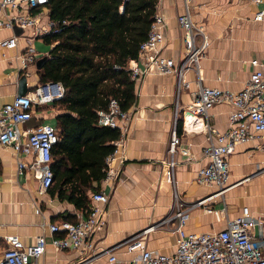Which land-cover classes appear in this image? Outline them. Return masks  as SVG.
I'll list each match as a JSON object with an SVG mask.
<instances>
[{
    "label": "crops",
    "instance_id": "obj_1",
    "mask_svg": "<svg viewBox=\"0 0 264 264\" xmlns=\"http://www.w3.org/2000/svg\"><path fill=\"white\" fill-rule=\"evenodd\" d=\"M259 10L264 11V0L256 4L253 0L188 1L190 22L206 39L197 71L202 86L235 92L243 87L251 71L264 70V14L260 20L252 19L253 13ZM182 12V0L155 3L154 13H158L164 23L158 54L174 63H179L184 55L183 32L176 21ZM11 36L16 37L15 47H0V106L16 95L18 77L23 75L18 70V55L26 46L33 49V43L42 40H30L27 29H0V40ZM194 39L199 44L200 37ZM36 55L35 62L47 54ZM253 59L258 62L257 66L250 64ZM131 61L143 70L141 59ZM35 62L27 67L24 75L26 92L38 83ZM184 77L188 86L179 90L174 75L157 74L152 70L133 81L135 101L128 109L130 117L120 150L123 164L112 186L99 184L98 189L107 196L105 221L103 227L91 235L88 249L57 251L48 244L49 223L66 215L75 218L82 212L47 191L40 193L32 173L16 168L18 161L26 159L0 146V239L3 235H15L23 244H28L43 235L46 243L43 254L29 264H139L136 253L126 252L122 243L151 227L139 236L145 248L161 254L173 253L174 222L169 219L171 187L163 178L162 162L167 157L166 144L174 118L181 145L191 154L189 160L176 156L174 188L185 205L205 199L202 206L188 211L184 231L200 234L222 229L225 220L237 216L241 207H246L253 217L263 216L264 132L237 144L227 155L228 178L220 196H211L214 186L194 183L195 172L206 162L201 155L205 139L202 133H180V117L197 89L194 69H188ZM58 112L51 103L34 106L25 125L33 127L51 122L54 126ZM229 113V105H213L207 113L209 125L217 131L225 130ZM205 207L211 212H206ZM2 248L0 240V252ZM109 253L115 258L112 263L107 261Z\"/></svg>",
    "mask_w": 264,
    "mask_h": 264
},
{
    "label": "built area",
    "instance_id": "obj_2",
    "mask_svg": "<svg viewBox=\"0 0 264 264\" xmlns=\"http://www.w3.org/2000/svg\"><path fill=\"white\" fill-rule=\"evenodd\" d=\"M182 0L183 12L176 18L182 30L183 59L174 63L170 58L158 54V45L162 38L163 19L154 13L149 25L147 37L140 45L137 58L141 59L143 70L140 71L134 62L129 61V78L133 81L152 70L157 74H172L176 77L177 90L188 86L184 73L188 69L196 72L197 89L185 112L180 117V133H202L205 144L201 155L206 162L194 175L196 185L214 186L211 196H220L226 188L228 167L226 157L233 148L255 138L257 133L264 132V70L256 68L248 74L241 89L235 92L206 87L200 84L197 75L198 60L206 45L201 30L190 22L187 3ZM46 0H0V29L17 27L30 32L29 39H42L58 31L60 23L48 16ZM259 3V0H253ZM264 11L253 13V20H260ZM200 37L199 44L195 37ZM16 37L0 40V47L13 48ZM37 58L29 46L18 55L19 72L26 75V69ZM250 64L257 66L256 60ZM62 87L58 82L36 84L24 95H14L11 100L0 106V146L10 148L14 154L21 155L26 161H18L16 168L29 170L38 181V191L44 193L52 179L50 170V150L57 141L54 127L47 123H39L28 127L25 123L32 115L34 106L48 104L61 98ZM215 104L230 106L227 117V128L217 131L208 123V110ZM129 110L119 109L113 99H109L104 110L96 112V125L116 129L118 136L111 142L112 151L103 159L101 185L112 186L115 182L123 159L120 150L126 136ZM185 160L191 154L181 145L180 134L177 133L176 118L169 132L166 144V159L162 162L163 178L171 187L170 220L174 222L175 249L171 254H161L145 248L140 235L146 234L151 227L131 236L124 241L126 252H135L139 264H264V215L253 217L246 207H241L237 216L226 219L224 227L214 232L189 233L184 231L188 211L202 206L205 199L185 205L179 199L174 188V170L178 164L176 156ZM264 168V162L262 165ZM89 207L76 216L72 222L60 221L47 225L48 244L57 251L90 248L91 235L100 230L105 221L106 194L97 190L89 195ZM206 212H211L205 207ZM3 248L0 252V264L34 263L45 248L43 235L36 236L31 243L23 244L15 235L1 237ZM107 261H115L109 253Z\"/></svg>",
    "mask_w": 264,
    "mask_h": 264
},
{
    "label": "trees",
    "instance_id": "obj_3",
    "mask_svg": "<svg viewBox=\"0 0 264 264\" xmlns=\"http://www.w3.org/2000/svg\"><path fill=\"white\" fill-rule=\"evenodd\" d=\"M157 0H46L58 31L42 37L51 48L38 83L58 82L60 99L51 102L57 141L50 150L52 179L46 189L84 212L88 194L98 190L103 159L112 151L116 129L96 125V112L109 99L128 110L135 101L128 63L145 41ZM71 215L54 222L69 221Z\"/></svg>",
    "mask_w": 264,
    "mask_h": 264
},
{
    "label": "water",
    "instance_id": "obj_4",
    "mask_svg": "<svg viewBox=\"0 0 264 264\" xmlns=\"http://www.w3.org/2000/svg\"><path fill=\"white\" fill-rule=\"evenodd\" d=\"M45 60V56H42L40 57L36 62H35V70H39L42 63L44 62ZM26 92V89H25V76L24 75H20L18 77V80H17V90H16V95L17 96H21V95H24V93Z\"/></svg>",
    "mask_w": 264,
    "mask_h": 264
},
{
    "label": "rangeland",
    "instance_id": "obj_5",
    "mask_svg": "<svg viewBox=\"0 0 264 264\" xmlns=\"http://www.w3.org/2000/svg\"><path fill=\"white\" fill-rule=\"evenodd\" d=\"M50 48H51V46L44 43L42 40H36L33 43V50L39 55L47 54V52L49 51Z\"/></svg>",
    "mask_w": 264,
    "mask_h": 264
}]
</instances>
